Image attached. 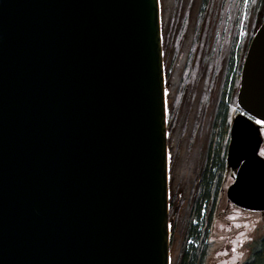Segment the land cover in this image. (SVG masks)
I'll list each match as a JSON object with an SVG mask.
<instances>
[{
  "label": "water",
  "instance_id": "95a60500",
  "mask_svg": "<svg viewBox=\"0 0 264 264\" xmlns=\"http://www.w3.org/2000/svg\"><path fill=\"white\" fill-rule=\"evenodd\" d=\"M162 41L160 0H0V264H168ZM238 104L227 197L264 212V22Z\"/></svg>",
  "mask_w": 264,
  "mask_h": 264
},
{
  "label": "rangeland",
  "instance_id": "374dc122",
  "mask_svg": "<svg viewBox=\"0 0 264 264\" xmlns=\"http://www.w3.org/2000/svg\"><path fill=\"white\" fill-rule=\"evenodd\" d=\"M262 1L255 0L251 10L260 8ZM202 3L203 0L182 1L183 13L187 12L188 20L185 30L179 33L182 20L176 18L174 0H160L162 29L164 23V32L168 33V43L166 38H163L162 46L167 90V151L171 156V159H168V202L169 251L170 257L173 258L172 264L177 263L182 252L186 239L184 227L188 224L189 214L193 210V200L198 196V181L214 140V134L211 132L216 119L217 102L226 83L232 80L231 75L227 78L230 59L228 39L222 43V35L219 33L222 32L223 25H220L219 18L223 16V11L231 18L236 15V11L229 4V0H213L203 43L198 45L200 48L194 50L197 15L200 9H203ZM164 5L166 12L163 16ZM245 20L246 14L240 23V48L244 40L260 25L256 21L249 32L250 28L245 29L242 26ZM221 55L224 60H228L223 75L219 71V65L223 62ZM240 65L238 62L235 73ZM239 87L236 83L230 90L227 85L229 130L226 155L217 185L208 239L210 248L205 264H242L251 251L252 243L264 234V212L241 208L227 197V189L235 179V174L233 176V170L228 169L227 163L231 126L237 115L245 114L238 104ZM262 138L260 154L264 152V126ZM208 212L209 208L207 214ZM237 225L240 227H236ZM233 248L236 249L235 252L231 251Z\"/></svg>",
  "mask_w": 264,
  "mask_h": 264
},
{
  "label": "trees",
  "instance_id": "16d2710c",
  "mask_svg": "<svg viewBox=\"0 0 264 264\" xmlns=\"http://www.w3.org/2000/svg\"><path fill=\"white\" fill-rule=\"evenodd\" d=\"M182 1L183 0H174L176 18L182 20V26L179 33L185 30L188 20L187 12L183 13ZM229 1V4L232 5V8H234V10L236 11V15L231 18L228 16V14H226V12L223 11V16L219 18V21L221 20L220 25H223V30L219 33V35H222V43H224L228 39V57L230 56V59L228 63L229 71L227 78H229V75H231L232 80L229 83H226L219 101L217 102L215 112L216 119L215 123L212 126L211 132L214 134V140L208 151V161L201 177L198 196L194 201L193 210L191 214H189L188 224L184 227L186 230V239L182 248V252L176 264H205V260L210 248L208 239L211 221L214 214V206L217 196V185L220 179L219 177L221 171L224 167V159L226 155V142L229 130L227 120L229 116L227 85L228 87H230V90L235 87L236 83L240 85L242 64L244 62L248 47L254 34L264 21V0H261L262 6L260 8H254V10L251 9L255 0H247L248 2H246L245 0ZM212 3L213 0H203V9L201 8L197 15V25L194 33V50L200 48V46L198 47V45L203 43L204 36L206 35L205 30L209 22V16L211 14V10L213 9ZM165 7L166 6L164 5L163 16L166 12ZM245 14L247 20H245L243 25H241L245 29L250 28L249 32L252 31L256 21L257 23H260V25L255 28L252 35H249V37L244 40V44L240 48L241 45L239 42L241 38L239 36V29L242 17H244ZM255 18L256 20H254ZM162 30L163 38H166L167 42L168 33L164 32V23ZM222 58L223 62H221V64L219 65V71L223 75L225 73L228 60H224L223 56ZM238 62H240L241 64L238 70L239 73H235ZM208 208L209 212L207 214ZM242 264H264V234L252 243L251 251Z\"/></svg>",
  "mask_w": 264,
  "mask_h": 264
},
{
  "label": "snow or ice",
  "instance_id": "6c2138e0",
  "mask_svg": "<svg viewBox=\"0 0 264 264\" xmlns=\"http://www.w3.org/2000/svg\"><path fill=\"white\" fill-rule=\"evenodd\" d=\"M246 2H247V0H246ZM258 115V114H257ZM251 119H254L255 120V123L256 124H258V125H264V119H255V117H250ZM170 135V134H169ZM234 135V134H233ZM234 137H235V135H234ZM261 156H264V152H261V154H260ZM168 159H171V156L169 155V157H168ZM236 227H240V225H237ZM241 235H243V233H241ZM231 251L232 252H235L236 251V249L235 248H233V249H231ZM225 254H227V253H225ZM172 257H169V256H167L166 255V261L168 262V264H172Z\"/></svg>",
  "mask_w": 264,
  "mask_h": 264
},
{
  "label": "flooded vegetation",
  "instance_id": "af4514ba",
  "mask_svg": "<svg viewBox=\"0 0 264 264\" xmlns=\"http://www.w3.org/2000/svg\"><path fill=\"white\" fill-rule=\"evenodd\" d=\"M263 22H264V21H263ZM227 158H228V156H227ZM207 161H208V159H207ZM227 163H228V160H227ZM205 167H206V166H205ZM228 169H229V170H230V169L233 170V176H234V174H235L234 169L229 168V167H228ZM203 171H204V169H203ZM203 171L201 172V175H200V178H199V181H198L197 190L199 189V185H200V181H201V177H202ZM195 200H196V199H195ZM195 200H193V202H194Z\"/></svg>",
  "mask_w": 264,
  "mask_h": 264
},
{
  "label": "bare ground",
  "instance_id": "6f19581e",
  "mask_svg": "<svg viewBox=\"0 0 264 264\" xmlns=\"http://www.w3.org/2000/svg\"><path fill=\"white\" fill-rule=\"evenodd\" d=\"M166 93H167V90H166ZM169 157V154L167 155V158Z\"/></svg>",
  "mask_w": 264,
  "mask_h": 264
}]
</instances>
